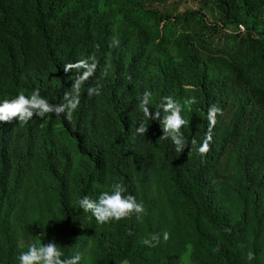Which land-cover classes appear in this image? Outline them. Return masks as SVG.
<instances>
[{
    "label": "trees",
    "instance_id": "trees-1",
    "mask_svg": "<svg viewBox=\"0 0 264 264\" xmlns=\"http://www.w3.org/2000/svg\"><path fill=\"white\" fill-rule=\"evenodd\" d=\"M187 1L0 0V103L39 89L62 104L76 75L64 65L98 62L71 122L0 123V264H19L22 242L81 264H264V0H194L213 19ZM146 90L160 119L165 97L184 106L183 152L143 118ZM212 105L223 115L202 157ZM117 182L145 213L97 224L79 201Z\"/></svg>",
    "mask_w": 264,
    "mask_h": 264
},
{
    "label": "clouds",
    "instance_id": "clouds-1",
    "mask_svg": "<svg viewBox=\"0 0 264 264\" xmlns=\"http://www.w3.org/2000/svg\"><path fill=\"white\" fill-rule=\"evenodd\" d=\"M119 45V40L114 39L110 42V47ZM98 62L94 56L87 59H80L74 63H66L64 65L65 73L74 71L76 75L73 77L74 83L72 91L66 92L64 95V103L56 105L42 97L39 89L32 91L30 96H26L22 91L11 100H4L0 103V123H11L14 119H18L19 123L27 124L34 116L45 118L48 114H55L57 117L63 114L64 118L71 122L74 111L80 104V90L82 85L88 81L96 73ZM100 87L88 88V95H100ZM151 93L145 91L139 103L145 120H159L164 139L170 138L175 152L181 153L188 146L189 141L184 135L182 129L189 126V121L182 116L183 105L173 101L170 97H165L161 104L164 116L160 119L161 111H156L153 114L150 111ZM187 104L196 103L195 99L186 101ZM223 115L221 108L212 105L207 111L208 129L205 133L203 142L197 148L200 156L204 157L211 151V142L213 140V129L217 124V115ZM141 136L148 131V126L143 122L136 129ZM191 144L195 146L197 141L191 140ZM126 189L121 183H114L111 186V191L102 192L98 199L93 200L87 196L80 199V208L84 212H90L95 218L97 224H108L126 219L132 215H143L145 209L143 204L137 203L132 195H124ZM170 238L168 232L163 233V239L167 241ZM142 243L148 247H156L160 243V234L154 233L150 237L145 238ZM216 251H219L217 247ZM248 260L254 259L252 252L248 253ZM19 264H81L83 256L77 252L71 258L65 257V253L56 243L48 244H30L26 251H23L18 256Z\"/></svg>",
    "mask_w": 264,
    "mask_h": 264
},
{
    "label": "rangeland",
    "instance_id": "rangeland-1",
    "mask_svg": "<svg viewBox=\"0 0 264 264\" xmlns=\"http://www.w3.org/2000/svg\"><path fill=\"white\" fill-rule=\"evenodd\" d=\"M199 5L201 6V4L198 3L197 1L189 0L185 4L182 5V8L198 7ZM201 7L205 11V13L207 14L209 19H213L214 18L215 12H214V9L210 5H202ZM22 244L26 245V246H29V242H22ZM183 260H184V264H191L188 254H185L183 256ZM121 264H125V262H123Z\"/></svg>",
    "mask_w": 264,
    "mask_h": 264
}]
</instances>
